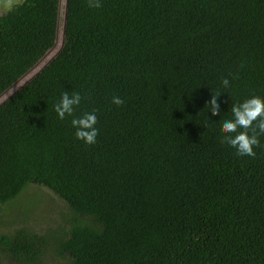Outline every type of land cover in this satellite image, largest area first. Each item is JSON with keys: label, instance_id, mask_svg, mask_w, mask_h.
<instances>
[{"label": "trees", "instance_id": "obj_1", "mask_svg": "<svg viewBox=\"0 0 264 264\" xmlns=\"http://www.w3.org/2000/svg\"><path fill=\"white\" fill-rule=\"evenodd\" d=\"M59 5L0 12V97L54 45ZM63 16L55 55L0 102V220L13 204L25 222L0 232V264H264V136L254 157L221 139L231 104L264 97V0H65ZM64 91L96 111L95 144L57 118ZM31 186L65 206L43 231Z\"/></svg>", "mask_w": 264, "mask_h": 264}, {"label": "clouds", "instance_id": "obj_2", "mask_svg": "<svg viewBox=\"0 0 264 264\" xmlns=\"http://www.w3.org/2000/svg\"><path fill=\"white\" fill-rule=\"evenodd\" d=\"M90 8H99L100 0H88ZM231 86L229 78L221 81V87ZM221 95L219 92L211 93L209 99L204 103L206 112H210L212 117L221 115L219 103ZM82 96L79 92L64 91L60 94L58 101L53 104V111L59 120L71 117L70 124L74 129V137L78 141H83L87 145L96 143L98 135L97 114L95 110L82 111L74 115L80 106ZM111 103L120 106L123 100L118 96H113ZM230 118H222L221 130L225 134L221 137L222 142L235 149L237 156L254 157V149L260 144V137L264 136V97L252 95L230 106ZM206 119L210 120L206 115Z\"/></svg>", "mask_w": 264, "mask_h": 264}, {"label": "rangeland", "instance_id": "obj_3", "mask_svg": "<svg viewBox=\"0 0 264 264\" xmlns=\"http://www.w3.org/2000/svg\"><path fill=\"white\" fill-rule=\"evenodd\" d=\"M17 0H0V12L3 10H8L13 2ZM64 2L65 0H60L59 5V14H58V23H57V32L54 45L47 51V53L40 59L38 64L34 67L29 74H25L22 79L13 84L9 89L0 97V102L4 100L6 97L11 95L15 90H17L21 85L25 83L32 75H34L40 68H42L57 52L59 49L62 39H63V30H64ZM46 194V195H44ZM24 196L28 198H35L40 202L39 209H37L35 213V208L32 209V213L36 216L34 218H29L27 220V224L30 226H34L39 230H46L49 227L54 226L59 222V215L62 211H65V206L60 200H57L53 194H48L46 189L40 186H31L28 191L24 192ZM13 207V216H6L2 220H0V232L9 233L15 231V229L19 227L25 226V222L20 218L17 222H11L15 219V216L18 215L19 208L18 205ZM31 213V214H32ZM27 214V213H26ZM50 264H65L63 261L52 257L49 259Z\"/></svg>", "mask_w": 264, "mask_h": 264}, {"label": "water", "instance_id": "obj_4", "mask_svg": "<svg viewBox=\"0 0 264 264\" xmlns=\"http://www.w3.org/2000/svg\"><path fill=\"white\" fill-rule=\"evenodd\" d=\"M46 53H47V52H46ZM41 59H42V58H41ZM39 61H40V60H39ZM37 64H38V62H37V63H36V64H35L30 70H28L25 74H29L30 71H32V70L34 69V67H35ZM40 69H41V68H40ZM40 69H39V70H40ZM25 74H24V75H25ZM24 75L21 76L17 81H19L20 79H22V78L24 77ZM32 76H33V75H32ZM32 76H31V77H32ZM17 81H15L13 84H15ZM25 82H26V81H25ZM15 91H16V90H15ZM15 91H14V92H15Z\"/></svg>", "mask_w": 264, "mask_h": 264}]
</instances>
